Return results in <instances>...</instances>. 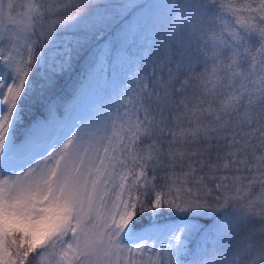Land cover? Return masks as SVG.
I'll return each mask as SVG.
<instances>
[{
    "label": "snow or ice",
    "instance_id": "6c2138e0",
    "mask_svg": "<svg viewBox=\"0 0 264 264\" xmlns=\"http://www.w3.org/2000/svg\"><path fill=\"white\" fill-rule=\"evenodd\" d=\"M0 264H264V0H0Z\"/></svg>",
    "mask_w": 264,
    "mask_h": 264
},
{
    "label": "rangeland",
    "instance_id": "374dc122",
    "mask_svg": "<svg viewBox=\"0 0 264 264\" xmlns=\"http://www.w3.org/2000/svg\"><path fill=\"white\" fill-rule=\"evenodd\" d=\"M244 3L245 0H235L233 1ZM114 75L111 77L109 81L104 83L103 72L98 70V74H94L92 81L87 87V90L83 93L82 98L79 103H77L72 109L64 111L58 119H63L68 115H85L87 112L97 104H103L108 99L106 89H109V82L114 78ZM148 223V218L146 216L145 222L141 226H137L138 228L144 227ZM201 224H211L212 218L211 214L208 217L200 218Z\"/></svg>",
    "mask_w": 264,
    "mask_h": 264
},
{
    "label": "trees",
    "instance_id": "16d2710c",
    "mask_svg": "<svg viewBox=\"0 0 264 264\" xmlns=\"http://www.w3.org/2000/svg\"><path fill=\"white\" fill-rule=\"evenodd\" d=\"M235 1V0H233ZM113 71L111 68H107L103 71V79L104 83L109 81L111 77L113 76ZM93 76L88 77L85 79L83 87L79 91V93H75L73 88V80L75 79V76L69 78V77H64L61 81V85L57 88L55 94L50 97V99L55 103L60 106V114L58 115V118L61 117V114L68 110L71 109L81 98L83 92L87 89L88 85L92 81ZM43 109L40 111H34L30 112L29 115L26 117L25 121V126H27V121L31 120L33 118H41V112ZM145 217H143L140 220L136 221V226H141L145 222Z\"/></svg>",
    "mask_w": 264,
    "mask_h": 264
}]
</instances>
